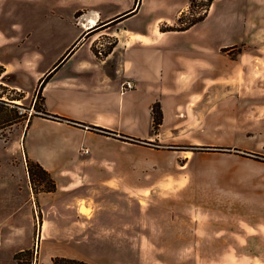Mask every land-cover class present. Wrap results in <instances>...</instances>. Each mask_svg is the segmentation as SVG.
<instances>
[{"label": "crops", "instance_id": "crops-1", "mask_svg": "<svg viewBox=\"0 0 264 264\" xmlns=\"http://www.w3.org/2000/svg\"><path fill=\"white\" fill-rule=\"evenodd\" d=\"M35 1L39 2L31 3ZM92 1L90 7L82 4L73 11V21L79 24L75 34L41 70L40 52L22 49L29 34L19 36V25L13 29V23L11 31L0 30L2 76L12 74L18 82L21 71L28 70L33 72L38 85L42 77L52 72L41 90L42 105L49 114L75 121L39 114L28 120L21 141L25 161L38 163L54 180L56 188L53 192L37 193L36 203L26 204L19 222L13 218L6 221L7 236L4 231L0 236V253L9 234L23 235L28 231L27 240L10 251L13 264H17L15 254L33 247L35 264H53L54 258L87 264H131L130 241H136L134 253L144 257L140 241L152 239L161 241L156 249L164 255L217 256V264H225V255H235L232 264H264V161L246 155L264 156V0H216L205 19L213 15L217 4H232H226L217 15L211 34L213 48L204 39L197 44L201 46L195 47L202 54L215 52L221 65H209L210 74L197 77L190 63L170 85L172 89L165 84L163 90L140 79L135 60L139 49L157 41L146 46L147 32L156 31L166 22L158 19L147 26L143 18L146 0H140L138 5L136 0ZM188 3L186 0L176 9V20ZM99 24L102 28H95ZM104 37L129 49L122 59L114 56L113 51L95 55L93 47L100 46ZM124 61L131 63L129 71L115 66ZM197 78L199 85L192 87L189 81ZM211 79L218 80L219 85L211 86ZM128 80L133 81L134 87L123 90L122 84ZM179 85H184L182 91ZM19 87L13 86L16 90ZM172 94L177 96L175 101L167 98ZM156 102L162 112L161 127L201 126L200 140L194 144L216 143L219 149L212 150L235 152L228 155L249 167L230 169L228 175L235 179L224 187L219 184L216 203L184 200L181 214L178 198L171 200L168 194L160 192L174 188L158 185L154 192H160L164 199L151 204L139 198L135 202L137 216L131 217L130 194L143 196L144 181L133 180V173L122 167L123 161L129 159L123 139L162 143L161 133L147 136L152 126L151 106ZM167 105L175 109L172 119H165L163 114ZM209 122L215 128L213 133L218 132L217 139L201 138ZM91 127L115 134L104 135ZM114 146L119 150H114ZM81 148L88 152H81ZM87 188L91 191L86 193ZM98 191L121 193L128 201L120 204L100 200L96 198ZM34 206L38 209L37 232ZM181 241H185L184 246ZM185 264L194 263L187 258Z\"/></svg>", "mask_w": 264, "mask_h": 264}, {"label": "rangeland", "instance_id": "rangeland-1", "mask_svg": "<svg viewBox=\"0 0 264 264\" xmlns=\"http://www.w3.org/2000/svg\"><path fill=\"white\" fill-rule=\"evenodd\" d=\"M92 3V0H65L62 2L60 0H39V2L35 1L34 4L31 3V0H0V30L3 32L11 31L13 23V29H15V26L17 27V24L19 25V36L29 34V37L22 45V49L28 52H40L41 58L38 62V69L41 70L55 58L66 42L75 34V28L79 24L76 25L73 21V11L79 9L82 4L90 7ZM184 4H186V0H146L143 18L146 20L147 26L150 22L153 23L158 19L162 23L166 22L160 24L159 28L163 25L176 26V9ZM226 4L230 6L232 2L226 1L217 4L211 17L208 19L204 18V21H200V23L186 32L165 34L161 33L159 28L156 31H148L146 46L150 45L153 40L159 42L155 41V44L139 49L135 66L140 79L149 80L153 85L160 87L161 90H163L165 84H167L166 87L172 89L170 85L177 81L179 73L185 70L190 63L195 68L197 77L208 76L210 74L208 69H212L209 65L212 67L220 66L221 63L214 54L215 52L211 51L209 55L202 54L195 46H201L197 44L204 39L209 43L208 46L213 48L214 37L211 36L212 29L217 23L218 13ZM47 7L50 8V12L47 11ZM203 11L204 9L195 7L189 11L188 15L196 16L203 13ZM100 43V46L93 47L95 55L96 53L97 55L98 53L104 55L105 52L113 51L114 56L122 59L123 55L129 50L116 46L110 37L100 39ZM54 64L51 66H54ZM116 64L115 66L120 68L123 66L124 72L126 69L128 70V67L132 66L129 61ZM199 82V78L189 81L192 87H197ZM17 84L20 86L18 90L13 88V86H18ZM210 85L218 86L219 81L211 79ZM35 86L36 88L31 92ZM183 88L184 85L178 86L180 91ZM20 93H23V98L18 100V94ZM1 95H3L2 100L9 103L7 113L15 122L0 129V236H2L5 228H8L7 220L13 218L18 219L19 222L20 217H22V210L26 204L36 203L35 192L39 190L41 185L33 181L28 175L21 141L28 120L32 115L37 114L36 110L38 107L43 106V102L37 92V85L34 83V74L28 70L21 71L18 82L12 74L0 78ZM167 98L175 101L177 96H168ZM142 111L144 117H146V108L144 107ZM174 112V107L167 105L163 111L165 119H172ZM165 123L170 124L171 122ZM214 131L215 128L209 122L204 136L201 138L214 137L217 139L218 132L213 133ZM202 132L201 126L174 127V125H167L159 126L158 128V133H161L160 140H162V143H159L158 140L149 142L131 137L123 139L128 147L129 159L123 161L122 167L133 173V180L144 181L141 190L144 193L143 196L137 197L134 193L130 194L131 217L137 216L135 202L139 198H142L146 203L152 204L155 201L158 202L164 199L160 192L168 194V197L173 198L171 200H174L175 197L178 198V210L180 213L184 210V200H189L193 203L197 200L216 203L219 184L224 187V185L231 184L233 179H235V177L228 175L230 169L234 167H249V165L241 162L239 158L228 155V153L235 154V152L212 150L214 148L219 149L216 143L194 144L197 140H200ZM147 136H153V132L150 131ZM113 148L114 150H119L117 146ZM82 149L84 148H81L80 151ZM158 185L160 187H172L174 191L165 188L164 191L158 192L159 195H156L154 191ZM85 190L84 192L86 193L91 191L89 188ZM170 194L171 196H169ZM96 198L120 204L128 201V198L121 193H106L105 191H98ZM83 212L87 211L83 209ZM33 216L35 231L37 232L39 218L37 215V218L35 215ZM21 223L26 222L21 220ZM27 234L28 231L23 235L19 232L9 234L8 239L1 248L0 262L2 264H13L12 259L9 257L10 251L23 244L27 240ZM4 235L7 236V231H4ZM140 242V246L145 249V256H137L134 253L135 250L133 248L136 245V241L131 240V251L129 254L131 264H185L187 258L192 259L194 264H217L216 261L219 259L217 256L176 257L164 255L162 251L156 249V246L161 241L152 239ZM162 242L164 244L166 241ZM184 242L181 241L182 246H184ZM167 246L169 247V242ZM35 255V247H33L32 250L24 253L20 258L25 264H35ZM141 258L142 261L139 263ZM224 258L225 264H232L235 260V255H225ZM238 258L244 259L245 257L238 256Z\"/></svg>", "mask_w": 264, "mask_h": 264}, {"label": "trees", "instance_id": "trees-1", "mask_svg": "<svg viewBox=\"0 0 264 264\" xmlns=\"http://www.w3.org/2000/svg\"><path fill=\"white\" fill-rule=\"evenodd\" d=\"M213 2H214V0H206V1L189 0L188 9L181 12V14L177 18V25L176 26L163 25L162 27H160V31L161 32H170V31L182 32V31H186V30L190 29L192 26H194L198 22L202 21L207 16L208 10L212 6ZM137 3L140 4V0H136V4ZM195 7L204 9L203 13L197 14L196 16H194L192 14L188 15L189 11L193 10V8H195ZM126 16L127 15H125L124 17H126ZM121 18H123V17H121ZM100 26H101V24L95 26V28H97V29L102 28ZM96 55H97V53H96ZM65 57H66V55L64 57H62L60 59V61L54 67L59 66V64L62 62V60ZM3 72H4V68L0 66V78H4L2 76ZM51 74H52V72H50L49 74H46L44 77H42L40 79L38 85H37V92H38L39 98L42 102H43V98L41 96V90H42L44 83L49 79ZM2 97H3V95L0 96V129L6 125H10V124L15 122L14 119L7 113V109H8L7 107L9 106V103L7 101H3ZM22 98H23V93L18 94L17 99L21 100ZM9 100H11V99H9ZM36 111H37V114H39L43 117H46V118H53L56 120L67 121V122H75V121H71V120L56 116V115L49 114L45 111L43 106L38 107ZM151 116H152L151 131L154 134H157L158 128L162 122V112H161L159 103L156 102L151 106ZM91 128L96 130L97 132H99L101 134H104V135L111 136V135L115 134V133H113L111 131H107L105 129H101V128H97V127H91ZM246 155H249V156L252 155L253 156L252 158L264 161V156L252 154V153H246ZM26 164H27L26 169H27V172H28V175L30 176V178L33 181H36L39 185H41L39 190H36L37 191V192H35L36 194L40 193V192H53V191H55L56 185H55L54 180L50 177V175L38 163L27 159ZM28 252H29V250L15 254L14 259L17 262V264H25V262L22 261L20 256H22L24 253H28ZM52 263L53 264H87L83 261L74 260V259H67V258H54L52 260Z\"/></svg>", "mask_w": 264, "mask_h": 264}, {"label": "built area", "instance_id": "built-area-1", "mask_svg": "<svg viewBox=\"0 0 264 264\" xmlns=\"http://www.w3.org/2000/svg\"><path fill=\"white\" fill-rule=\"evenodd\" d=\"M133 87H134V83H133L132 80L125 81V82H123V84H122V88H123V90L133 89ZM81 152H83V153H87L88 151H87V149H82ZM33 211H34V215H35V217L37 218V216H38V214H37L38 209H37L36 206L33 207ZM36 215H37V216H36Z\"/></svg>", "mask_w": 264, "mask_h": 264}]
</instances>
